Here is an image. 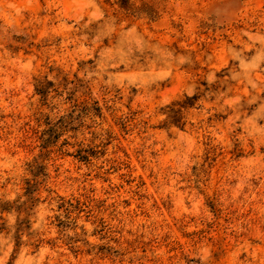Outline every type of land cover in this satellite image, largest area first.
<instances>
[{
    "label": "clouds",
    "instance_id": "9594fccd",
    "mask_svg": "<svg viewBox=\"0 0 264 264\" xmlns=\"http://www.w3.org/2000/svg\"><path fill=\"white\" fill-rule=\"evenodd\" d=\"M0 264H264V0H0Z\"/></svg>",
    "mask_w": 264,
    "mask_h": 264
},
{
    "label": "rangeland",
    "instance_id": "374dc122",
    "mask_svg": "<svg viewBox=\"0 0 264 264\" xmlns=\"http://www.w3.org/2000/svg\"><path fill=\"white\" fill-rule=\"evenodd\" d=\"M134 164H135V159L134 158H131L130 159V165L129 166H132ZM145 183H147V181H145ZM130 206H132V205H130Z\"/></svg>",
    "mask_w": 264,
    "mask_h": 264
}]
</instances>
